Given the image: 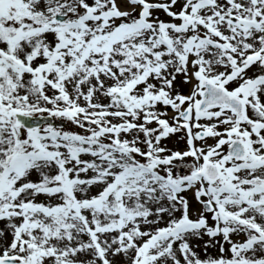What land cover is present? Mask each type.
Wrapping results in <instances>:
<instances>
[{
  "label": "snow or ice",
  "instance_id": "obj_1",
  "mask_svg": "<svg viewBox=\"0 0 264 264\" xmlns=\"http://www.w3.org/2000/svg\"><path fill=\"white\" fill-rule=\"evenodd\" d=\"M0 264H264V0H0Z\"/></svg>",
  "mask_w": 264,
  "mask_h": 264
}]
</instances>
